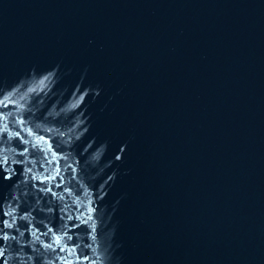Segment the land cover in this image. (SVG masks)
<instances>
[{
    "label": "water",
    "instance_id": "water-1",
    "mask_svg": "<svg viewBox=\"0 0 264 264\" xmlns=\"http://www.w3.org/2000/svg\"><path fill=\"white\" fill-rule=\"evenodd\" d=\"M0 264H264V0H0Z\"/></svg>",
    "mask_w": 264,
    "mask_h": 264
},
{
    "label": "snow or ice",
    "instance_id": "snow-or-ice-1",
    "mask_svg": "<svg viewBox=\"0 0 264 264\" xmlns=\"http://www.w3.org/2000/svg\"><path fill=\"white\" fill-rule=\"evenodd\" d=\"M0 254H2V253H0Z\"/></svg>",
    "mask_w": 264,
    "mask_h": 264
}]
</instances>
